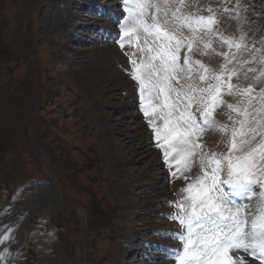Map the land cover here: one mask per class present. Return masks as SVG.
Instances as JSON below:
<instances>
[{
    "label": "rangeland",
    "instance_id": "1",
    "mask_svg": "<svg viewBox=\"0 0 264 264\" xmlns=\"http://www.w3.org/2000/svg\"><path fill=\"white\" fill-rule=\"evenodd\" d=\"M74 1L77 7L83 5L79 11L81 15L102 19L108 24L107 28L101 31L88 27L81 32L65 28V19L73 9L68 6L70 0H0V242L3 264H81L84 255L91 264H133L135 260L132 261L128 253L124 255L122 243L140 236L137 233L129 235V232L142 229L144 220H149L145 226L150 230L139 232H145L144 238L157 240L165 248L163 253L173 256L172 250L182 251V244L162 234L183 231L178 220L168 217L178 212L176 203L182 202L185 196L182 190L201 174L199 162L197 160L191 171L185 172L171 156L168 162L164 160V150L158 146L162 141H157L154 127L148 123L152 117H145L140 109L138 82L129 75L133 68L131 60L139 63L144 58L139 52L143 42H126L123 48L117 43L122 35L120 24L127 16L122 0H108L107 8L117 13H109L106 17L101 15L103 6L99 0H87L86 4L83 0ZM209 7L219 23L214 26L217 36L212 47L215 52L202 55L194 47L193 61L199 60L219 74L225 66L221 53L236 51L224 41L239 43L243 35V43L256 57L245 53L248 63L243 65V70L254 68L256 72H248V80L237 81L233 76L231 82L242 87L253 84L258 94L262 85L255 83L254 77L264 71V65L257 62L264 57V0H198L183 11L205 10L207 17ZM26 9L30 14L25 20L24 41L19 43L18 29ZM71 21L81 19L74 17ZM184 31L187 34V29ZM218 31L224 36L219 37ZM100 32L106 33L104 39L100 38ZM73 34H88L94 38L93 43L70 42ZM83 37L80 36V40ZM70 45L87 54L76 55L71 52ZM105 53L114 61V66L104 65ZM68 54L73 59L68 60ZM115 69H119L120 74L117 75ZM122 75L135 84L133 99L123 100L128 95L127 90H115L123 84ZM224 76L227 79L228 74ZM190 82L200 88L208 84L195 79ZM222 93L226 103L216 108L213 115L218 123L227 126V131L204 132L197 141L203 152L227 153L233 122L239 119L237 112L230 110L227 104L237 105L240 97L229 96L223 89ZM93 95L97 98L93 99ZM108 97H114L117 103L128 101L130 107L109 108L111 103L103 102ZM99 104L106 112H98ZM180 107L183 110V104ZM126 113L130 116L128 124L140 125L138 133L147 137V147L154 150V164L150 168L140 162L125 163L130 157L126 150L140 143L132 138L120 145L125 134L119 133L121 129L116 120L123 119ZM154 124L161 129L164 127L159 118H155ZM259 139L257 137V141ZM199 154L198 150L197 156ZM40 157L45 159L53 181L42 173ZM149 159L147 157L145 163H149ZM125 170L138 176H125ZM125 178L127 187L121 183ZM54 181L61 184L68 195L77 196L89 211L92 221L85 231L84 242L78 240L77 213L51 210ZM133 181L137 187L131 186ZM163 193L168 195V200L161 203ZM252 201L255 212L256 198ZM158 208L161 212H154ZM149 211H152L150 215ZM41 216H52L53 230L48 222L39 221ZM136 234L138 236L134 237ZM117 237H122V241ZM28 246L26 254L24 249ZM230 255L233 264H240V261L258 264L249 260L243 250ZM159 256L154 260L162 262L165 256ZM166 262L164 264H173V260Z\"/></svg>",
    "mask_w": 264,
    "mask_h": 264
},
{
    "label": "snow or ice",
    "instance_id": "2",
    "mask_svg": "<svg viewBox=\"0 0 264 264\" xmlns=\"http://www.w3.org/2000/svg\"><path fill=\"white\" fill-rule=\"evenodd\" d=\"M194 2L198 0H122L127 16L117 41L121 48L126 42H143L139 52L144 58L139 63L131 60L129 75L138 82L140 109L145 117H152L148 123L154 127L157 141H162L158 146L164 150L165 162L171 156L185 172L199 162L201 174L182 190L185 196L176 203L178 212L168 217L178 220L183 231L162 234L182 244V251L173 249L174 255L167 258L173 264H233L230 253L244 250L264 264V71L254 77L262 85L258 94L253 84L242 87L231 82L233 76L237 81L248 80V72H256L254 68L243 70L248 63L245 53L256 58L243 43V35L239 43L224 41L236 51L221 53L225 66L219 74L201 61H193L194 47L202 55L215 52L212 44L217 36L212 8L207 9V17L199 15V9L197 14L183 11ZM185 49L187 54L181 56ZM257 62L264 65V57ZM193 69L200 74L194 76ZM194 79L208 82L207 87H197L190 82ZM222 89L229 96L240 97L237 105L227 104L239 119L233 122L227 153L203 152L197 141L204 132L227 131L213 115L226 103ZM193 104L199 105L195 112ZM155 118L163 120V129L155 126ZM253 198L257 201L255 213L244 202Z\"/></svg>",
    "mask_w": 264,
    "mask_h": 264
},
{
    "label": "bare ground",
    "instance_id": "3",
    "mask_svg": "<svg viewBox=\"0 0 264 264\" xmlns=\"http://www.w3.org/2000/svg\"><path fill=\"white\" fill-rule=\"evenodd\" d=\"M100 2H101V4H102V6H103V8L101 9V15L102 16H104L105 15V17L109 14V13H114V12H116V11H111V10H109L108 8H107V3H109L108 2V0H99ZM83 3L84 4H86L87 3V0H83ZM81 4V3H80ZM68 6H71L73 9H72V11H71V13H69L68 14V16H67V18L65 19V28H68V29H70V30H76V31H82L83 29H86L87 28V30L89 29L88 27H90V29H92L93 27V29H97V30H103L104 31V29L105 28H107V26H108V24L107 23H105L102 19H100V18H94L92 15V17L90 16V17H88V15L87 16H84V15H81L80 13H79V11L81 10V9H83V5L81 4V5H79L78 7H77V2H75L74 0H70V2L68 3ZM80 7V8H79ZM93 11V10H92ZM91 13V12H90ZM117 13V12H116ZM74 17H76V18H79V19H81V21H77V22H72L71 20L74 18ZM109 22V21H108ZM68 31V30H67ZM107 32V31H106ZM67 33V32H66ZM100 35H101V39H104V37L106 36L104 33H99ZM99 34H98V36H99ZM80 36H84L82 39L83 40H80V38L79 37ZM95 36V35H94ZM97 38V37H96ZM71 41L70 42H74L75 40H79V43H81V44H87V43H93V42H91V41H93L94 40V38L93 37H91L90 35H88V34H81V35H76V34H73L72 36H71ZM101 39H99V41L101 40ZM67 44V43H66ZM75 44H76V42H75ZM78 45V44H77ZM69 48L71 49V52H74L76 55H78V54H87V53H85L84 51H82L81 49H79V48H76V47H74V46H69ZM83 50H85V49H83ZM92 51H94V49H92L91 50V52ZM105 52V51H104ZM89 55H91V53H89ZM105 56H106V58H105V61H103L104 62V65L105 66H110V67H112V66H114V61L111 59V57L109 56V55H107L106 53L104 54ZM67 57V59L68 60H70V59H73L72 58V56H70L69 54L66 56ZM115 70H117V71H115V73L118 75V74H120L118 71H119V69H115ZM90 72V71H89ZM83 74V73H82ZM81 74V75H82ZM121 77V79L123 80V84H121V85H119L118 87H116L115 88V90L116 91H123V90H127V93H128V95L126 96V98H122L123 100H126V99H133L132 97H133V95H132V91H133V88L135 87L134 85H133V83L126 77V76H124V75H122V76H120ZM119 77V78H120ZM119 83V82H118ZM117 83V84H118ZM128 88V89H123V88ZM106 92V91H105ZM92 93H94L95 94V92H92ZM121 94V93H120ZM117 97V96H116ZM93 99H96L95 97H94V95H93V97H92ZM113 101V102H112ZM115 101V98L114 97H108V98H104L103 99V102H106V103H108V104H110L109 105V108H113V109H121V108H125V109H127V108H129L130 107V103H127L128 101H126V102H114ZM107 104V105H108ZM107 107V106H106ZM105 107V108H106ZM98 112L99 113H103V112H106L105 111V109H104V107H103V105H101V104H99V106H98ZM105 115V114H104ZM128 115V113H126V115H124L123 116V119H125L126 120V122H124L123 121V119H121V120H116L117 121V123L119 124V128L121 129V130H119V133L121 132V134H123L122 132H124V134L125 135H122V139H121V144L120 145H122V143L123 142H129L130 140H132V138H134V139H136V142H140L138 145L136 144H134V146L133 147H130L128 150H126L127 152H126V154H128L130 157L127 159V160H125V163H128L129 161H131L132 163H143V164H145V165H147V166H145V167H147V168H150V167H152V165L154 164V155H155V153H154V150H152L150 147H147V141H148V139H147V137L145 136V135H142V133L141 134H139L138 133V128L140 127V125H136V126H132V124H128V122H127V118L128 117H130V116H127ZM100 116H102V114H100ZM122 117V116H121ZM102 118H103V116H102ZM103 121L105 122V120L103 119ZM108 121H107V119H106V123H107ZM109 123V122H108ZM111 125V124H110ZM137 130V131H136ZM119 133H117L118 134V136L120 135ZM120 137V136H119ZM146 143V144H145ZM129 144V143H128ZM128 146V145H127ZM118 147V146H117ZM120 148V147H119ZM118 148V149H119ZM138 154V155H137ZM123 157V156H122ZM147 157H150V159H149V163L148 162H146L145 163V160H146V158ZM152 157V158H151ZM148 161V160H147ZM116 162H119V161H117L116 160ZM137 170V169H136ZM123 172V171H122ZM124 173H125V176H128V177H132V178H136L137 176H138V174L137 173H135V172H133V171H127V170H125L124 171ZM122 174V173H121ZM121 178H123V174H122V177ZM136 182V181H135ZM121 183H122V185H124V187H127V185H128V182H127V179L125 178V179H123V180H121ZM131 186H134V187H137L138 186V184L136 183H134V181H133V183L131 184ZM130 192V191H129ZM161 195V194H160ZM168 200V195L167 194H162L161 196H160V202L162 203V202H166ZM159 203V202H158ZM154 212H156V213H160L161 212V210L158 208V209H155L154 210ZM150 213H152V211H149V215H150ZM139 215V214H138ZM152 215V214H151ZM137 217V216H136ZM149 219V218H148ZM141 220V219H140ZM140 220H138V221H140ZM142 222V221H141ZM149 222V220H144V222L142 223L143 224V228L142 229H137V230H133V231H131V232H129L130 234H133V233H137V234H139L140 232L139 231H143L144 229L145 230H150V228H147V226H145V225H147V223ZM173 224V223H172ZM153 228V227H152ZM147 242H149V243H154V241H147ZM155 242H157V241H155ZM1 248H3L2 247V242H0V253H1ZM2 256V255H1ZM1 256H0V264H3V261H1Z\"/></svg>",
    "mask_w": 264,
    "mask_h": 264
}]
</instances>
